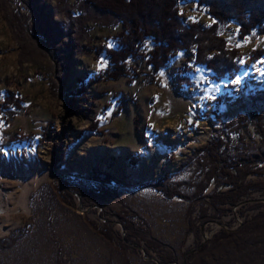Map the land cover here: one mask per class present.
Returning a JSON list of instances; mask_svg holds the SVG:
<instances>
[{"label":"rangeland","instance_id":"rangeland-1","mask_svg":"<svg viewBox=\"0 0 264 264\" xmlns=\"http://www.w3.org/2000/svg\"><path fill=\"white\" fill-rule=\"evenodd\" d=\"M22 1L0 0V241H6L0 264H162V249L146 253L143 242H124L117 216L108 220L102 207L82 206L78 189L95 190L96 179L106 172L116 180L109 189L121 204L106 202L105 208L126 207L127 216L131 209L134 225L172 250L174 264H185L183 254L200 247L194 250L195 237L185 231L190 186L200 179L189 158L221 124L243 111L264 110V56L255 62L250 58L264 49V34L239 41L235 22L223 27L221 38L237 50L239 73L233 78L211 80L208 69L195 64L193 47L177 50L146 83L145 55L154 47L149 40L144 57L126 60L128 75L93 83L77 97L72 93L80 81L105 69L96 50L115 47L121 26L101 30L86 23L82 30H67L65 13L75 10L73 0H34L30 3L44 14L53 37L47 48L28 35L35 15ZM176 7L183 24L195 21L204 28L214 23L206 7L197 10L195 0H178ZM135 68L140 73L132 76ZM11 93L24 111L5 124L2 102ZM95 120L99 133L85 132ZM24 136L29 138L19 143ZM165 176L180 197L166 199L152 188ZM63 183L76 190L71 197ZM248 197L264 208V189ZM259 211L247 208L241 215L235 208L220 222L200 224L201 242L220 228L236 230ZM105 223L112 234L108 238L99 233ZM227 254L232 258L234 252L214 254V261Z\"/></svg>","mask_w":264,"mask_h":264},{"label":"trees","instance_id":"trees-1","mask_svg":"<svg viewBox=\"0 0 264 264\" xmlns=\"http://www.w3.org/2000/svg\"><path fill=\"white\" fill-rule=\"evenodd\" d=\"M33 1H22L26 9L31 5L33 11L30 12H34L35 15L33 24L28 29V35L38 44L42 41L43 43L40 44L42 46L45 44L48 48L53 37L46 27L48 24H45L46 21L42 18L44 14L30 3ZM195 1L197 10L207 8L214 23L204 28L195 21L183 24V19L176 9L178 0H73L70 8L75 10L65 13L67 30L75 28L82 30L86 23H93L101 30L115 29L118 26H121V30L115 33V47L103 45L96 50L100 62L106 66L105 69L88 78L86 83L80 81V86L72 94L77 97L85 95L86 90L93 83L107 79L116 81L121 75H128L126 60L144 57L142 48L149 40L154 47L145 55L146 65L150 67L142 75L146 83L154 80L155 75L168 62V58L177 50L186 52L193 47L195 64L208 69L212 74L211 80L216 82L235 77L239 73L237 50L228 47L229 43L221 38V32L223 27L233 21L238 27L239 41L264 34V0ZM262 55L264 56V49L251 53L250 58L255 62ZM139 73L135 68L131 75ZM72 94L71 96H74ZM114 98L117 100L119 97ZM75 100L73 102H77ZM2 104L5 124L10 122L13 115L24 111L21 100L14 93L5 96ZM119 112V108L115 109L110 114L111 119L116 118ZM98 125L97 120L93 121L85 132L99 133ZM81 136L82 133L79 132L73 142ZM27 138L29 137L24 136L18 141L23 143ZM189 160L198 171L200 176H197L200 179L190 186L192 195L188 196L189 209L185 231L195 237L194 250L200 247L196 252L186 253L185 264H264V208L262 204L258 202L250 204L251 201L248 200L250 193L261 192L264 189V110L243 111L234 119L221 124L220 130L215 132L207 144ZM103 175V179H96L95 190L78 189L82 206L102 207L101 215H106L108 220L112 216H117L125 231L123 237L125 243L140 246L143 242L146 244V253L157 248L162 249L164 254L161 258L162 264H174L177 260L172 250L166 251L167 249L160 243L151 239L150 232L146 228L134 225V220L130 218L134 216L131 209L127 216L124 212L128 210L126 207L118 210L105 208L106 202L108 204L111 202L121 204V202L117 199L114 201L115 195L109 189L110 184L116 180L107 172ZM253 175H257L262 180H250ZM168 180L169 177H162L152 184V188L159 191L166 199L180 197V192L174 186H170ZM66 184H62L66 187L65 195L71 197L69 195L71 191L76 190ZM195 207H198V211L194 217H191L196 211ZM235 208L241 215L247 208H257L260 211L248 219L245 218L234 231H230L231 227L225 223L224 226L229 229L220 228L208 241L202 243L198 226L204 223L210 224L215 220L220 222L224 214L232 212ZM89 225L93 230L97 228L93 223ZM108 227L107 223L101 226L99 231L101 236L108 238L112 235ZM5 244V240L0 241V256ZM227 249L234 252L232 258L227 254V258H220L219 262L214 261V254H222ZM207 256L211 257L210 263L203 261Z\"/></svg>","mask_w":264,"mask_h":264},{"label":"water","instance_id":"water-1","mask_svg":"<svg viewBox=\"0 0 264 264\" xmlns=\"http://www.w3.org/2000/svg\"><path fill=\"white\" fill-rule=\"evenodd\" d=\"M201 229H202V227H201ZM204 241H205V240H204ZM204 241H203V242H204ZM186 253H187V252H186ZM186 253L183 254V257H184V255H185ZM187 254H188V253H187ZM182 259H183V258H182Z\"/></svg>","mask_w":264,"mask_h":264},{"label":"snow or ice","instance_id":"snow-or-ice-1","mask_svg":"<svg viewBox=\"0 0 264 264\" xmlns=\"http://www.w3.org/2000/svg\"><path fill=\"white\" fill-rule=\"evenodd\" d=\"M237 82H239V81H237Z\"/></svg>","mask_w":264,"mask_h":264}]
</instances>
